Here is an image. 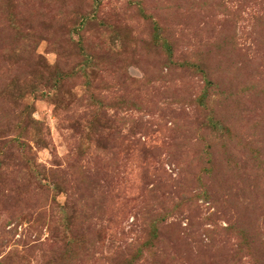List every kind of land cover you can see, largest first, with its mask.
Segmentation results:
<instances>
[{
  "label": "rangeland",
  "instance_id": "374dc122",
  "mask_svg": "<svg viewBox=\"0 0 264 264\" xmlns=\"http://www.w3.org/2000/svg\"><path fill=\"white\" fill-rule=\"evenodd\" d=\"M0 264H264V0H0Z\"/></svg>",
  "mask_w": 264,
  "mask_h": 264
}]
</instances>
